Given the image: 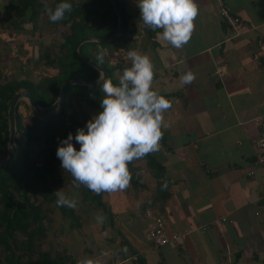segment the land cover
I'll list each match as a JSON object with an SVG mask.
<instances>
[{"label": "crops", "instance_id": "0c3cea01", "mask_svg": "<svg viewBox=\"0 0 264 264\" xmlns=\"http://www.w3.org/2000/svg\"><path fill=\"white\" fill-rule=\"evenodd\" d=\"M125 3L129 48L150 57L153 90L172 107L159 151L150 153L164 168L168 198L144 208L157 186L144 160L133 165L142 188L110 195L112 227L132 241L120 264L136 256L146 264H264V218L255 215L264 207V166L251 122L264 115V0H195L194 29L180 49L143 24L137 0ZM223 7L234 26L220 16ZM188 71L195 79L185 85ZM158 224L186 233L183 244L153 248L145 235Z\"/></svg>", "mask_w": 264, "mask_h": 264}, {"label": "trees", "instance_id": "16d2710c", "mask_svg": "<svg viewBox=\"0 0 264 264\" xmlns=\"http://www.w3.org/2000/svg\"><path fill=\"white\" fill-rule=\"evenodd\" d=\"M60 2L61 0H7L4 7L10 14L5 19H0V26L3 28L10 26L15 31H22V26L28 24L31 34H34L47 20V26L53 27L55 32L62 31L64 36L53 46L54 52L37 53L35 63L44 59V65L55 70L54 74L46 75L39 83L26 77H12L6 81L0 79V160L7 156L8 109L17 92L26 91L37 105L48 107L56 102L60 88L65 83L72 80L94 81L100 77L97 69L76 56L74 46L85 38H108L115 34L118 17L114 4L123 21L121 35L106 42L84 43L80 46L79 53L95 64L98 51L103 50L104 62L100 67L107 71L106 78H111L114 83L118 82L123 69L129 66L126 57L132 30L131 16L125 0H114V4L109 0H67L72 4L71 13H66L63 20L53 23L45 12V6L55 8ZM42 15L45 18L39 21ZM102 96L100 84L72 85L66 89L65 98L57 110L41 115L34 112L25 101L18 103L14 138L17 154L11 163L0 166V264H76L70 254L54 253L52 249L43 250L41 241L47 236L49 225L46 222L54 209L62 215L75 217L73 209L57 206L56 197L52 194L57 183L53 179L61 174L56 155L59 141L69 133L75 136L78 128L85 127L87 121L101 111ZM73 100L77 111L69 113ZM21 106L31 112L28 124L19 111ZM141 160L146 162V167L157 180L154 196L149 203L144 204V208H147L168 198L170 183L168 179L163 180L164 168L151 154H147L128 165L132 189L142 188V176L133 168ZM65 178L67 177L60 181ZM71 180L73 181L72 177ZM80 189L82 202L90 203L100 212V216H108L112 227L113 214L103 201V193L95 194L83 185ZM105 221L107 220L103 223ZM101 228L104 231L103 224ZM114 240L115 237H112L111 241ZM132 263L146 264L139 256Z\"/></svg>", "mask_w": 264, "mask_h": 264}, {"label": "clouds", "instance_id": "9594fccd", "mask_svg": "<svg viewBox=\"0 0 264 264\" xmlns=\"http://www.w3.org/2000/svg\"><path fill=\"white\" fill-rule=\"evenodd\" d=\"M137 7L140 20L156 32L157 38L176 49L189 42L198 15L195 0H137ZM71 11L72 4L67 0H61L55 8L45 6L53 23L63 20ZM104 55L103 50L98 51L97 67L103 64ZM127 56L131 65L119 74L117 83L100 73L97 83L103 93L101 111L94 114L85 127L78 128L75 136L69 133L60 140L56 152L61 168L73 178L74 187L83 185L98 195L130 186L132 177L128 165L159 151L164 113L172 107L170 100L153 90L154 64L150 57L131 48ZM194 79L191 71L181 77L185 85ZM73 141L79 144V150ZM52 194L57 206L77 207L78 200L66 196L62 189ZM105 219L96 216L97 223L102 224ZM77 264H101V261L84 258Z\"/></svg>", "mask_w": 264, "mask_h": 264}, {"label": "rangeland", "instance_id": "374dc122", "mask_svg": "<svg viewBox=\"0 0 264 264\" xmlns=\"http://www.w3.org/2000/svg\"><path fill=\"white\" fill-rule=\"evenodd\" d=\"M6 3L7 0H0V19L2 17L5 19L10 14L9 10L4 9ZM44 18L45 15L40 16L39 21ZM46 21L44 24L41 23L42 25L38 27L39 29L34 34H31L32 31H30L28 24L22 26V31H15L10 26H7V28L0 26L1 80L6 81L12 77H26L34 83H39V80L46 75L54 74L55 70H50L44 65V59H42V62L35 63L37 53L54 52L53 46L55 43H59L64 36L62 31L55 32L53 27L47 26ZM73 110L77 111L74 100L70 103L69 113ZM19 111L23 115L24 122L28 124V118L31 115L30 110L25 106H21ZM73 144L79 150V144H76L75 141H73ZM57 166L61 170V174L53 179V181L57 182L55 191L62 189L66 196L75 197L78 200V204L73 209L75 217L68 214L62 215L56 209L49 214L46 222L49 225V231L47 236L41 241L42 249H52L54 253L70 254L76 260V264L78 260L84 258L99 259L101 264H111L113 262L116 264L121 261V254L127 253V244L131 247L130 243L132 241L129 240L127 242L125 235L118 233L115 226L111 228L108 216H106L107 221L102 223L104 225L103 231L101 228L102 224L96 221V216L100 212L90 203L82 202L80 187H74L70 173L61 168V161L59 159L57 160ZM145 168L147 167L145 166ZM63 177L67 178L60 181ZM128 189L130 190L131 187L119 190V192L120 194L122 192L125 193ZM112 193L103 192V201L108 204L110 211L115 210L114 206L110 203V195ZM129 205L131 207L130 203ZM112 237H115L117 241L124 239L126 245H120L119 242L117 244V241L116 243L112 242Z\"/></svg>", "mask_w": 264, "mask_h": 264}, {"label": "water", "instance_id": "95a60500", "mask_svg": "<svg viewBox=\"0 0 264 264\" xmlns=\"http://www.w3.org/2000/svg\"><path fill=\"white\" fill-rule=\"evenodd\" d=\"M109 1L112 4H114V0H109ZM113 8H114V11L118 17L117 30H116L114 35H112L111 37H108V38H94V37L85 38V39L78 41L74 46V52H75L76 56L79 59H81L82 62L94 67L95 69H97L100 73L103 72L105 74V77H107V71L102 67H97L96 64L91 63L88 60H86L84 57H82L79 53V48L82 44L87 43V42H106V41H110V40L114 39L115 37L121 35L122 30H123V21H122L121 17L119 16V13H118V10H117V7L115 4H114ZM99 78L97 80H94V81L72 80V81L65 83L60 88L59 96H58V99L56 100V102H54L52 105H50L48 107H40L39 105H37L34 102L32 96L29 93H27L26 91L17 92L13 96L11 103L9 105V109H8L9 137H8L7 156L4 160H0V166H5V165L11 163L15 159L16 154H17V147H16V144L14 141L15 134H16L15 114H16V107L20 101H25L27 103V105L34 112H36L39 115L46 113V112H54L55 110L58 109L59 105L64 100L66 89L68 87H70L72 85H82V86L83 85L84 86L97 85V84H99V83H97Z\"/></svg>", "mask_w": 264, "mask_h": 264}, {"label": "built area", "instance_id": "2783aa9c", "mask_svg": "<svg viewBox=\"0 0 264 264\" xmlns=\"http://www.w3.org/2000/svg\"><path fill=\"white\" fill-rule=\"evenodd\" d=\"M217 1L220 2L221 0ZM219 13L220 16L227 19L232 26L235 25L236 20L231 18L229 12L224 7L220 9ZM251 122L257 129V136L252 141L258 150L255 154V160L257 163L264 166V115L255 116ZM255 215L264 218V207L258 208ZM185 234L186 233H170L162 225L158 224L152 225L148 228L145 240L156 249L165 246L175 247L183 244Z\"/></svg>", "mask_w": 264, "mask_h": 264}]
</instances>
